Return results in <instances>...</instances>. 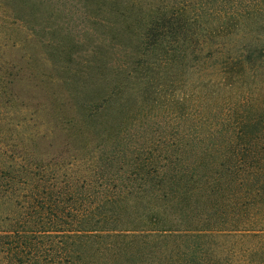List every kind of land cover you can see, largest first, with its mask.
Listing matches in <instances>:
<instances>
[{
  "label": "trees",
  "instance_id": "16d2710c",
  "mask_svg": "<svg viewBox=\"0 0 264 264\" xmlns=\"http://www.w3.org/2000/svg\"><path fill=\"white\" fill-rule=\"evenodd\" d=\"M1 1L17 14L32 2ZM252 20L213 29L184 13H160L146 23L143 43L154 54L160 50L164 74L187 61L206 71L202 57L210 60L211 82L226 91L240 78L264 77V36L240 38L231 29L263 28ZM148 70L140 94L155 95L161 71L153 63ZM66 81L82 93L83 122L94 130L139 101V91L131 99L115 91L103 95V78ZM253 87L233 101L218 128L204 132L197 122V132L181 131L178 153L165 146L146 159L78 170L74 163L57 164L48 178L28 165H0V264H264V88ZM125 155L113 150L114 160ZM101 172L144 193L124 184L94 193L90 178Z\"/></svg>",
  "mask_w": 264,
  "mask_h": 264
},
{
  "label": "rangeland",
  "instance_id": "374dc122",
  "mask_svg": "<svg viewBox=\"0 0 264 264\" xmlns=\"http://www.w3.org/2000/svg\"><path fill=\"white\" fill-rule=\"evenodd\" d=\"M31 1L20 6L17 14L0 0L2 167L28 165L37 176L48 178L57 164L74 163L78 170L119 159L151 158V153L158 154L166 147L170 153H178L181 131L197 132V122L202 123L204 132L218 128L233 101L256 90L255 85L264 88L261 75L255 82L249 76L240 78L226 91L215 87L212 62L203 57L208 63L206 71L199 72V66L187 61L185 67L171 65L164 74L162 53L149 51L142 36L152 16L170 12L184 13L213 29L232 20L253 19L264 25V0ZM262 27L250 24L231 29L233 36L241 38L249 33L264 36ZM151 63L155 71H161L155 82L157 92L140 94V79ZM101 78L106 89L103 95L115 91L131 99L139 91V101L94 130L83 122L82 93L74 91L66 80L82 85L96 80L98 84ZM213 91H217L214 96ZM120 149L126 155L114 160L113 150ZM117 176L113 172L93 175L94 193L110 194L121 184L139 195L144 193L131 181L121 183Z\"/></svg>",
  "mask_w": 264,
  "mask_h": 264
}]
</instances>
